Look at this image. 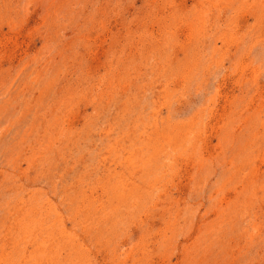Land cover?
Instances as JSON below:
<instances>
[{
  "label": "rangeland",
  "instance_id": "obj_1",
  "mask_svg": "<svg viewBox=\"0 0 264 264\" xmlns=\"http://www.w3.org/2000/svg\"><path fill=\"white\" fill-rule=\"evenodd\" d=\"M0 264H264V0H0Z\"/></svg>",
  "mask_w": 264,
  "mask_h": 264
},
{
  "label": "bare ground",
  "instance_id": "obj_2",
  "mask_svg": "<svg viewBox=\"0 0 264 264\" xmlns=\"http://www.w3.org/2000/svg\"><path fill=\"white\" fill-rule=\"evenodd\" d=\"M188 10V9H187ZM203 73V72H202ZM156 91V90H155ZM130 158V157H129ZM236 186V185H235ZM95 217V216H94ZM112 223V222H111ZM164 228V227H163ZM87 237V236H86Z\"/></svg>",
  "mask_w": 264,
  "mask_h": 264
}]
</instances>
